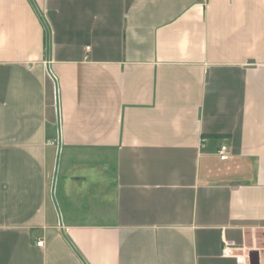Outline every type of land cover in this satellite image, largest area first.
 Segmentation results:
<instances>
[{
    "label": "crops",
    "instance_id": "1",
    "mask_svg": "<svg viewBox=\"0 0 264 264\" xmlns=\"http://www.w3.org/2000/svg\"><path fill=\"white\" fill-rule=\"evenodd\" d=\"M0 264H264V0H0Z\"/></svg>",
    "mask_w": 264,
    "mask_h": 264
},
{
    "label": "built area",
    "instance_id": "2",
    "mask_svg": "<svg viewBox=\"0 0 264 264\" xmlns=\"http://www.w3.org/2000/svg\"><path fill=\"white\" fill-rule=\"evenodd\" d=\"M206 142V140H203V144ZM218 154L220 156L221 161H226L229 159V147L227 145H223L220 147ZM44 242L40 241L37 243L38 246L42 247ZM239 250V247L236 245V243L232 241H226L223 242L222 252L221 255L224 258H231L235 257L238 263H241L242 260L239 256L235 254L236 251Z\"/></svg>",
    "mask_w": 264,
    "mask_h": 264
}]
</instances>
